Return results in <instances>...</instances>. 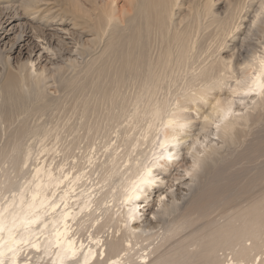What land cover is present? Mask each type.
I'll list each match as a JSON object with an SVG mask.
<instances>
[{
    "label": "bare ground",
    "instance_id": "bare-ground-1",
    "mask_svg": "<svg viewBox=\"0 0 264 264\" xmlns=\"http://www.w3.org/2000/svg\"><path fill=\"white\" fill-rule=\"evenodd\" d=\"M3 1L10 2L5 9L13 13L0 20L1 44L20 19L38 24L14 37L17 54L48 57L43 53L52 51L51 32L62 30L53 25L71 24L93 36L90 49L74 47L88 59L81 74L67 82L76 95L70 114L77 122L68 128L70 135L80 138L83 133L81 138L89 142L100 137L95 135L104 121L121 129L139 119L144 122L136 133L114 130L115 139L104 144L100 156L87 144L83 162L67 169L62 162L51 166L38 157L50 150L43 144L36 153L26 146L21 169L30 158L32 167L19 169L17 182L4 173L0 179V264H264V163L255 172L243 167L241 176L233 166L252 150L247 146L234 155L227 148L240 143L244 129H236L239 120L248 125L249 111L260 104L259 98L264 102V0H227L221 11L214 8V0H125L120 6L111 0L93 7L92 22L58 16L59 8L50 0H22L17 12L12 0ZM55 2L64 4L60 14L71 3ZM176 9L183 12L175 22ZM31 39L35 43L27 48ZM29 58L23 62L26 68L21 64L24 73L6 70L0 81L2 131L28 110L41 117L49 108L45 95L37 96V108L26 102V92L36 91L30 86H37L40 76ZM124 88L133 89L130 104L121 95ZM196 119L201 125L191 133ZM62 121L45 127L46 121H40L42 129L17 122L6 132L0 162L9 153L21 152L25 135L38 143L48 135L47 140L61 138L56 127L65 130L68 123ZM219 143L229 151L214 157ZM256 143L253 148L264 156V135ZM182 148L190 160L179 159ZM175 170L164 188L165 177ZM203 172L204 184L187 208L162 221L155 216L168 211V195L166 199L163 194L174 182L180 187L187 176L196 181ZM155 194V211L143 217Z\"/></svg>",
    "mask_w": 264,
    "mask_h": 264
},
{
    "label": "rangeland",
    "instance_id": "rangeland-1",
    "mask_svg": "<svg viewBox=\"0 0 264 264\" xmlns=\"http://www.w3.org/2000/svg\"><path fill=\"white\" fill-rule=\"evenodd\" d=\"M20 1H22V0H12V2H11L12 4L11 5H13L12 9L14 10V12H17L16 10H18L19 5L21 4ZM50 1H53L57 5V7L59 8V10H55L56 11L55 14L58 13L57 14L58 16L62 15L63 13H65V14H68L70 17H71V15H73V16H75L77 18L80 17V19H89V22H92L93 19L95 18V11L93 10V7L95 5H101L103 3H109L111 0H91V2L89 0H70L71 1L70 4L65 3V6H66L65 10L62 11L61 14L59 12H60L61 8L62 9L64 8V4L63 3L61 4V2L58 4V3L55 2V0H50ZM64 1H66V0H64ZM124 1L125 0H116L117 6H120ZM226 1L227 0H214V2H215V7L214 8L217 11L223 10ZM3 2H2V0H0V18H1L0 20L1 21H4L5 16H6L7 13L8 14L13 13L12 10H10L11 12H9L8 9H5L10 4V2L9 3L5 2V1H3ZM255 5H257V4H255ZM182 8L185 9L186 8L185 5ZM19 10H20V8H19ZM182 12L183 11L176 9V15L174 16L175 22L178 21L179 16H180V14ZM251 15H252V13L249 15V18H251L250 17ZM250 20L251 19H249L248 21L244 22V25L242 26V29L244 30V32H241L242 34L239 33V41H240V39H242L245 36L246 31H247V27L249 26V21ZM19 21L21 23L17 27H15L13 29L14 32L9 34L8 38L4 39L3 44L0 43V81L5 76L6 72L9 71V70L14 71V72H18V73L19 72H23L24 73V71L22 69H25L27 67V66L25 67V63L27 61L26 59H28L30 57L29 59L33 60V67H35L37 69L36 71L38 73H40V76H39L38 85L34 86V87L30 86L31 89L33 90V88H34L36 90L34 92H36V93L38 92V94H36V93L34 94V92L30 91V87H29L30 93L32 92L34 95L31 93L33 96H32V99H30V97H31L30 95L31 94L29 95V93L26 92V97H27L26 99H28L26 102L28 104H30L29 105L30 108L31 107L37 108L36 106H37V104L40 101V100L37 101L38 100L37 96H39V94H40V95H43V96H39V98L42 99V97H43V99H44L46 97L45 99H47V104L49 103L48 104L49 108L44 110V112L45 111H47V112H46V114L42 113L43 115L41 117H40L39 113H36V112L34 113L32 110H28V111L24 112V115H26V113H27V115L29 114V116H30L31 113L32 114L34 113L33 116H32L33 117L32 119H31V116H30V118H27V115L24 116L23 114H21L20 110L18 109L19 110L18 113H20L19 116H22V115L24 116V117L22 116V117H18V118L20 120L22 118V120H24L25 123H26L25 120L27 119V124L28 125H26L22 120H21L22 121L21 122L18 118L17 119L21 122V124H24L26 127L29 126L27 128H30V129H37V128H39V129L41 128L42 129L43 127H39V125L42 126V124H40V123H42V121H46V123L43 122L44 123L43 124L44 127H45L46 124H47L46 126L54 125L58 121L60 123H63L62 119L66 120L65 122H67V120H68V123L64 126V128L67 126L66 127L67 130H66V128H65V130H61V129L56 127V129H57L59 134L62 132L61 133L62 136H61V134L60 135L57 134L59 137L61 136V138L57 137V140L56 139L52 140L51 137H49L51 140L50 139L47 140V138L49 136L48 135L47 137H45L46 140L44 139L41 143L40 142L38 143L36 139H35L36 140L35 141L34 138L31 139L29 136H28L29 137V139H28L27 135H25L24 136L25 139H22V141L20 143V148L22 150L20 149L19 151H21V152L19 154L15 153V152L14 153H9V155L6 156V157H8V159H6V157H5V159H4L5 161L3 160L4 162H0V165H1L0 166V179L3 178L2 174L4 173V174L8 175L11 180L13 179L12 181H14V182H17L18 180H20V175L22 176V171H20L19 169H21V167H22V162L24 160L22 152H23V150L25 149L26 146H31L32 149L34 150V153H36L35 151H37L39 149V147L41 148V146H42L41 144H43L45 149H50V150L48 152H44V151L40 152L38 157L40 156L39 157L40 159H42V160L45 159L47 162H51V166H53L55 163L62 162V164L64 165V168L67 169V168H69L71 166V164L74 165L75 163H78V162L81 164L83 162L84 159L82 158V156L84 154H86L85 151H87L89 149V148H86V150H85V147H86L87 144L90 145V148L93 147L92 150L97 153V156H100L103 152H105L104 144L106 143V146H107L108 144L112 143L113 139H115L114 138L115 135L113 134L114 130L116 131V130L119 129V132H123L127 128V129H131L130 133H136V131L139 130V128L141 127L142 123L144 122L141 119L138 120L136 125H132V126L131 125L125 126V123H122L123 126H125V127H123V129L120 128L121 125L119 127L115 126L116 127V129H115V127H114L115 124L111 123V126H110L109 124H107L104 121L106 124L104 122H103V124L106 126L107 129L106 128L104 129L105 126L102 125L100 130L98 131V133L95 135V137L96 136H100L98 138L96 137L97 139H90V141L88 142L89 138L85 139L86 137H84V136H83V138H81L82 135H83L82 132H84V130H80L79 133H82V134H80L81 135L80 138L79 137L78 138L75 137L77 135V133H75V134L71 133V135H70L71 129H68V128H71V126L74 123L77 122L76 115H71L70 114L72 112V108H70V106L73 105L72 104L73 102L75 103L74 100L76 98V95H74L73 91L72 92L70 91V89H69V87L67 85V82H69L70 79L72 80L73 78H75L79 73L81 74V70L83 69V66L85 65V61L88 59V56L86 54H83L81 52L80 53L77 52L75 50V48L78 49V51H79V49L81 50L82 47L90 49L92 47V44H93V42H92L93 36L91 35V33H86L85 34V33H81L80 31H77L76 29L71 27V24H67V25H64V24H62V25H53V27H51V28L56 29L58 27L57 29H62V30H61V32L59 30L54 31V32L50 31L51 34L55 35V38L52 39L51 42H50V47H51L52 51L50 53H45V52L43 53V54H47L48 57H45L44 55L37 57L36 56L37 54H35V53H32L33 55H31V56L28 55V57H27V54H24V55L17 54L19 46L17 44H15L14 41H16L17 37H19L20 35L24 34L26 30L28 31L29 30L28 27H30L32 29L33 28H38V24L34 23L31 20H28L27 18L20 19ZM15 23L16 22H14L13 24H15ZM70 23H71V21H70ZM2 25H5V24L2 23ZM20 28H21V30H20ZM65 29L67 30L66 32H65ZM31 32H29V34H32ZM66 34H68V35H66ZM61 39H62V42H64V43L61 42ZM28 42H29V43H27L28 46H26V47L27 48L30 47V46L33 47L35 42L32 39L29 40ZM23 43H25V42H22V44ZM102 44L103 43H101V45ZM27 48H26V51H27ZM91 50H93V49H91ZM95 52H96V50H95ZM95 52L93 50L92 54L95 53ZM49 56H51V57H49ZM37 58L39 59V61H38ZM49 59H52V60H49ZM23 62H25V63H23ZM4 63H6V64H4ZM21 64L22 65L24 64L25 68L23 66H21ZM76 64L78 66H76ZM28 66L30 67V64ZM69 91H70V93H69ZM120 91H121V95L126 99V104H130L131 102L134 101L135 97L133 96V93H131L133 91V89L131 91L128 88H124L123 92H122V89ZM71 94L74 95L75 97L72 96ZM44 95H45V97H44ZM258 100L260 101V102L258 101V103H260L261 105L259 104L253 110L249 111L250 112V118L252 117L251 121L252 120H256L255 118H257L258 122H256L255 125L254 124L250 125L251 121H249L248 125H244L243 121L240 119L239 122H238L239 124L236 126V129H238V130H243L244 129L243 132H242L243 136L240 137V141H239L240 143H238L236 146L230 144V147H227V144L219 143L218 144L219 145L218 152L216 154H213L214 157H217L218 155H220V152L223 153L225 151V149L228 150L227 148H229L230 152H233L234 155H235V154L238 153V151L241 152L242 148H244V150H246L245 148L247 146H249V149L252 150V152H250L251 153L250 157L247 158V159L241 160L240 163L236 162L235 166H233L234 167L233 169H235L238 172H240L241 176H242V174L244 175L243 167L245 169H249V168L251 170L254 169V172H255L257 170V168H260L261 166H263V163H264V156H260V154L258 152H256V150L253 148L257 144L256 142H258L259 139L264 135V132H263V129H264L263 128L264 127V102L261 101L260 98ZM0 101H1V99H0ZM28 101L32 102V104L35 101H37L38 103L35 102L34 104H36V105L33 104L34 105L33 106ZM112 103H114V102H112ZM1 104H2V101L0 103V109L2 110L4 108L3 107L4 105L2 104V106H1ZM111 104H109L107 107L110 108ZM114 104H116V102ZM22 106H23V104H22ZM30 111H32V112L29 113ZM68 111H70V112H68ZM260 113H261V115H260ZM34 115H37V116L34 117ZM34 119H36V120L34 121ZM18 120L17 121L15 120V124L13 122V126L11 125L13 127L12 130H14V128H15L14 125H16L17 122H18V124L20 123ZM193 121H194V127L192 128V130H194V131H192L191 133H197V131L199 130V127H200L201 124H199L197 122V119L193 120ZM59 122H58V124H59ZM18 124L16 125V127L18 126ZM249 125L252 126V127H250ZM11 126L9 128L10 130H11ZM111 127L113 129H111ZM248 128H250V129H248ZM9 129H7V130H9ZM2 130L3 129H0V131H1V133H0V147H3V146L6 145L5 141H7V135H8V134L6 135L7 130L6 131L5 130L2 131ZM12 130H11V132H12ZM64 131H67V132L64 133ZM4 132H5V134H4ZM11 132H9V134ZM2 134H4V137H3ZM5 135H6V137H5ZM218 141H220V140H218ZM3 142L5 143V145H2ZM25 142H27V143H25ZM241 143H242V145H241ZM92 144H93V146H92ZM231 148H235V149L237 148V149L234 152V151H232ZM60 151H62V152H60ZM253 151H254V154H253ZM63 154H65V158L64 159L62 157V156H64ZM19 156H20L21 159H19ZM60 156L62 157V159H61ZM183 157L186 160H187V158L190 160L189 155L186 154V149L185 148H182V150L180 151V158L179 159H182ZM9 159H11V160H9ZM12 159L13 160L16 159V161L14 160V162H13ZM103 159H104V157L101 158V160H103ZM223 159H226V158H223ZM236 159H238L237 161H239L240 158H236ZM30 160H32V161H28L27 165L22 168L23 171L24 170L26 171L27 169H30L32 167V166H30V164H31V162H33V159L30 158ZM183 162H185V160L184 161L181 160L180 163H183ZM13 166H15V167H13ZM1 168L2 169L4 168V169L2 170ZM16 169H18V170H16ZM241 170H242V172H241ZM175 172H176V170L173 171V173L170 176L165 177L164 182H163L164 188L167 187V186H165L166 180H169V178L171 179L172 175ZM254 172L252 171V173H254ZM16 174L19 175V176H17ZM11 176H12V178H11ZM13 176H15V177H13ZM204 181H205V174L203 172V173H201V176L196 179V181L194 180L193 177L190 178V177L187 176V179H185L183 181V184H181L180 187L178 185H176V182H174V185L171 188L167 189L166 192L163 194L164 196L168 195V199H169L168 202H167V205L169 204L168 205V211H166V214L164 216H162V215L160 216V214H155V216L156 217L158 216V219H160L162 221L164 219H168V218L173 217L174 215L178 214L181 210L187 208L190 205L189 202L192 201L191 199H193L194 193H196L198 191L200 186L201 187L203 186ZM199 184H200V186H199ZM177 187H178V189H177ZM170 192L172 193L171 195H173L174 200H172V197H170L171 196ZM149 199H150V202H151L152 206L147 212H145L143 217H146V218L151 216V214L149 212L155 211L156 206H157V202L155 204L156 194H155V196L152 195ZM166 199H167V196H166ZM146 223L147 222H145V225H147Z\"/></svg>",
    "mask_w": 264,
    "mask_h": 264
}]
</instances>
